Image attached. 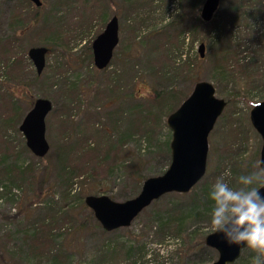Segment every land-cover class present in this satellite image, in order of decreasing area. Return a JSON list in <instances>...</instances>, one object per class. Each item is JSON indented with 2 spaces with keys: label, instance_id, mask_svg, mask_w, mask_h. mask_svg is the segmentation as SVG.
<instances>
[{
  "label": "rangeland",
  "instance_id": "1",
  "mask_svg": "<svg viewBox=\"0 0 264 264\" xmlns=\"http://www.w3.org/2000/svg\"><path fill=\"white\" fill-rule=\"evenodd\" d=\"M39 1L42 4L39 12L42 16L51 14L54 17H62V30L66 32L73 30V33L63 36L62 41H67L65 48L69 47L70 50L64 51L65 54L64 58H61L62 61L59 57L62 56L60 53L63 51L56 49L53 52H49L45 58V68L38 75L40 78L36 80V83L31 85L28 91L14 89L15 94L20 98L17 100L18 109L21 110L23 115L16 126L17 133L7 129L5 136L3 134V140L0 136V157H3L6 162L4 164L0 162V170L5 169L9 163L11 166H21L24 171L27 167L33 169L34 175H25L23 180L19 178L18 180L3 181L0 185V264H53V256L48 255L47 251L44 252V255L48 256L40 257V254L44 250H47L46 245H40L39 250L36 252L33 250V245L36 246V243L30 237L33 233L32 226L34 227L39 223L46 214L44 203L51 198L57 201L63 191L67 190L66 185L70 184L73 186L69 195L72 200V208L76 213L80 214L79 218L86 219L89 217L87 214L90 210L84 205L83 200L86 196H94L88 193L97 182L92 180L94 177L86 175V172L81 178H73L71 181L68 179L69 176H67L65 179L63 177L64 173L61 170L62 163L60 164L59 162L61 159L68 162L65 164L67 165L65 169L74 174L76 172L78 174L82 169L86 171L84 164L88 167V170L93 169V162L87 164L89 160L96 159V163L102 164L104 153L99 152L96 147L103 139V135L101 137H92V134L90 135L93 129L90 128L91 124L83 125L86 124L88 115L92 118L91 122L95 120L98 123V130L103 131L101 134L104 132L106 134L109 133L106 137H112L117 127H124V137L127 133L131 137L128 141L126 140L127 137L125 138L124 143L127 142L124 147L122 145H112L113 149L111 151L108 148V153L104 157L105 162L103 166L100 168L97 166L92 170V174L94 173L100 178L101 187H105V191L100 194L96 193L97 195L108 196L114 202H124L127 201L126 199H131L137 187L127 172L126 167L129 163H138L139 165L135 169L136 173L148 178L152 177L150 175L159 174L166 170L165 167L161 168L157 155L159 154L158 145L163 143L167 138H171L170 131L165 124L168 116L164 117L162 121H159L157 129L152 132V137L147 140L141 137L140 134H135L136 130L134 126H137V124H133L134 118L130 113L132 106L143 108L144 110L147 108H155L153 101L156 99L157 91L162 89L164 85H156L148 73L144 77L141 75L134 80L135 71H131V66L134 68L136 63L143 61L140 57L144 50L138 46L140 41L148 38L145 28H150L148 32L154 29L157 30L175 21L178 16H183L185 25L188 24L189 27V24H191L190 29L193 30L196 17L201 21L199 10L204 0L201 1L196 11H191L190 7L183 0H141L138 3L139 7L133 10L139 16L140 20L135 23V27L139 28L137 32L141 29L137 34V42L135 41L134 44L129 41L131 39V24L129 23L127 25V21L122 16L125 9V6L122 5V0H85L84 5H87L86 8L82 7L79 0H74V3L68 0ZM219 1L220 4L216 11L217 13L209 23L203 22L206 24L207 30L217 14H219V17H224V15L228 17L239 6V0ZM8 2V0H0L1 39L15 36L13 31L14 23L12 24V19L8 13ZM93 2H97L96 6H93ZM98 5L104 7L105 14L108 17L102 25H100L99 20L96 21V18H99L101 12ZM241 7L243 8L241 12L239 11L240 14L248 12L242 4ZM79 15L88 19V24H86V21L83 23L81 20H76L75 18ZM111 16H115L118 19L119 42L114 48L110 64L107 68L98 71L92 62L90 46L93 39L102 32ZM92 19L95 21H91ZM87 26L91 27L87 29ZM78 27L80 30L74 31ZM228 29L229 27L227 26L225 30L228 31ZM18 34L20 35V33ZM199 36L200 31L198 30L195 32V40ZM19 40H21V48L24 49L26 54L29 48H47L43 43H52L48 41H54V37L49 35L48 31L45 33L40 32L34 27L26 31ZM199 44L200 42H194L192 46H186L190 60L194 62V56H196L200 61H196L194 66H190V68L196 74L198 82L206 81L210 83L213 89H215V97L224 100L226 103L222 114L215 121L216 123L207 138L206 170L201 180L207 177L208 174H216L218 169H220L222 172L220 176L226 171H230V178L234 180L233 184H235L236 178L251 170L255 162L259 160V150L261 147L260 137L252 129L250 121H248V116L254 104L256 105L262 101L260 98L262 93L260 90L248 91L246 93L242 92L239 97H233L235 92L238 91L235 85L229 83L225 85L216 80V78H213L214 66L217 65L222 49L221 45L219 43H211V46H207L205 42L202 43L204 53L203 58H200L198 56ZM133 45L137 50L133 49ZM248 51L250 52V50ZM136 54L140 56L138 60L135 59ZM65 63H68L67 73L58 75L57 81L56 74L58 71L55 72L56 67ZM31 67L33 69L32 64ZM113 70L119 75V96L113 94L115 93V91L113 92L115 85L108 83V78H113ZM134 70L139 71L140 67L137 66ZM194 84L195 82H192L191 79L173 84L172 90H174L176 97L178 99L180 98L178 102L181 100L180 102L182 103L190 95ZM69 87H73V91L68 96L65 88L69 89ZM98 88L101 89L97 91ZM109 90L111 92L107 94L106 91ZM127 94L129 96L122 99ZM37 98L49 100L52 107L45 118V140L48 142L49 150L46 156L39 159L35 158L27 149L26 152L23 151L22 144L25 145V142L21 133L18 131V126L22 121L21 119ZM31 99L33 102L27 107L25 102ZM119 105L123 109L126 108L129 114H126L127 116L125 118L128 119L123 124L116 125L115 131L113 130L111 133L110 122L115 124L114 120H117L115 113ZM127 107H130V109H127ZM77 109H80L82 112L78 116L75 114ZM70 112L71 118H73V129L68 132L67 126L62 125V123L64 120L63 115ZM84 113H86L85 116ZM108 118L110 119L109 123L107 122ZM83 129H85L83 131L84 133L89 132L91 139L88 144L90 147L94 148V145H96L94 154L87 152L83 155L81 153L76 155L77 150L72 149L73 146L69 154L68 152L62 153L63 151H67L68 143L70 145L71 141L75 142V139L78 140L77 143L79 145L85 143L79 142L77 137L74 139V134L72 133L74 130L77 132ZM18 133L21 135L23 142H21ZM63 135H68L69 138L62 139ZM3 151L6 154L2 155ZM61 154L64 158H60ZM144 156L147 164L142 167L140 166V159L143 162ZM124 161L127 164L120 163ZM113 164H116V166ZM41 168L46 169V178L39 185L40 177L38 176V172ZM1 181L2 179L0 177ZM36 195H39L41 198L37 199ZM153 211V209L148 210L141 218L133 220L128 228H120L119 230L106 234H102L98 228L92 227L91 218L86 219L91 227L86 226L81 232L77 230L68 232L67 224L63 223L64 227L55 230L51 239H56L55 245L62 246L65 252L61 249L58 252L54 250L52 255L56 253L57 264H88L90 260L96 264H124L127 248L133 244L132 247L134 249L131 251L130 256H132L131 258L135 261V264H178L175 260H172L171 253L166 254V242L159 245L156 244L157 242L154 243L157 237L152 234L153 228L151 230L149 224L150 219L153 218V213H151ZM206 224L207 222L204 220V225ZM203 232L206 234L207 232H211L209 226H205ZM109 245H113L112 247L114 248L111 254L110 252H102L101 255L98 252L101 246L104 248ZM181 247L182 245H176L175 249L179 251ZM142 249L146 254L140 259L137 255L138 251ZM175 249L171 250L172 253ZM212 254L213 256L208 254L206 257L210 262H213L217 258V254ZM179 264L185 263L181 261Z\"/></svg>",
  "mask_w": 264,
  "mask_h": 264
},
{
  "label": "trees",
  "instance_id": "2",
  "mask_svg": "<svg viewBox=\"0 0 264 264\" xmlns=\"http://www.w3.org/2000/svg\"><path fill=\"white\" fill-rule=\"evenodd\" d=\"M8 1V13L9 17L12 19V24L14 23L13 31L15 33V36L10 38H0V136L2 137V140L4 138L3 134L5 136V134L7 133V129H10L14 131V133H17L16 126L23 115L21 113V110L18 109L17 100H19L20 98L15 94L14 89L28 91L31 85L36 83V80L40 78V76L36 75V73L32 69L28 58L26 57L24 49L21 48L22 43H20L21 40L19 39L23 37V34L26 33V31H29L34 27L37 28V30L40 32L45 33L48 31V34L54 37V41L49 40L48 42L52 43H42L43 45L47 46V53L53 52L56 49L63 51L60 53V55L62 56L59 57L61 60V58H64V51L70 50L69 47L65 48L67 46V41H62L63 36L71 35L73 33V30H68L67 32L65 30H62V17H54L51 14L42 16L39 13L42 4L37 8L28 0ZM68 1H70L71 3L75 2L74 0ZM140 1L141 0H122V5L125 6L122 16L127 21V25L129 23L131 24V39L129 41L132 42V44H134L136 39H138L137 34L141 31L140 29L139 32H137L139 28L135 27V23L136 21L140 20L139 16L133 12L135 8L139 7L138 3ZM183 1L184 3H187L191 11H196L200 6L202 0ZM79 2L81 3L83 8L87 7V5H84L85 0H79ZM96 3L97 2H93V6H96ZM238 3V8L228 17H226V15H224V17H219V14H217L214 18V21L211 22V25L208 26V30L206 24L201 22L197 17L195 20V27L193 28V30L190 29L191 24H189V27L188 24L185 25L183 16H178L175 21L168 23L165 27H161L157 30L154 29L148 32L150 28H145L148 34V38L146 40L144 39L143 41H140V44L138 46L144 51L141 57L139 56V54H136L135 57L136 60H138V58L140 57L141 59H143V61L141 63H136L134 65V68L131 66V71H135L133 79L135 80L138 78V76L141 75H143L144 77L146 73H148L149 77L156 83V85L163 84L164 86L162 89H159V91H157L156 99H154L153 101L155 108H147L146 110H144L143 108L132 106L130 113L134 118L133 124H137V126H134L136 135L140 134L141 137L148 140L152 137V132L157 129V124H159V121H162L164 117L169 116L171 112L175 111L180 106L181 100L178 102L180 98L178 99V97H176V95L174 94V90H172V86L174 83L190 79L192 80V82H198V79H196V74H194L190 68V66H194V63L196 61H199L198 57L194 56V62L191 61L186 50V46H192L194 42H200V44L205 42L207 46H211V43H219L221 45L222 49L219 54L217 65L214 66L215 68L213 78H216V80H218L222 84L224 83L225 85H227V83L235 85V87L238 88V91L235 92L233 97L241 96L242 92L246 93L248 91L260 90V92L262 93L260 98L262 101H264V0H239ZM241 4L247 9L248 12L240 14L241 9L243 8L241 7ZM99 7L101 9V12L99 18H96V21L99 20L100 25H102L106 22L108 17L105 14L104 7ZM80 17L81 16L79 15L75 19H78L79 21L81 20L83 21V23L86 21V24H88V19ZM93 20L94 19H92L91 21ZM227 26L229 27L228 31L225 30ZM90 27L91 26H87V29ZM77 30H80L79 27L74 31ZM198 30L200 31V36L195 40V32H197ZM18 33H20L21 36ZM133 49L137 50L135 46L133 47ZM248 50H250V52ZM67 65L68 63H65L61 66L56 67L55 72L58 71L56 74L57 81L58 75L67 73ZM137 66L140 67L139 71L134 70L137 68ZM117 74L118 73L113 70V78H108V83L115 85V87H113V92L115 91V93L113 94L119 96V75ZM65 89L68 92V96L73 91V87ZM99 89L101 88H98L97 91H99ZM110 92L111 90L106 91L107 94H110ZM128 96V94L124 95L122 99L127 98ZM32 102V99L25 102L26 106L28 107ZM127 109H130V107H127ZM81 113L82 112L80 111V109H77V112L75 114L78 116ZM115 114L117 116V120H114L115 124L110 122L109 118L107 121L108 123L110 122L111 133L113 132V130L115 131L116 125L121 123L123 124V122L128 119L125 118V116H127L129 113L127 112L126 108L123 109V107L119 105V107L116 109ZM85 115L86 113H84V116ZM63 116L64 120L62 125H66L69 132L71 129H73V118H71V112ZM91 119V116L88 115L86 124H83H91L90 128L93 129L90 132V135L92 134V137H101L103 135L102 140L94 138L97 140H101L96 149L99 152L104 153V156L102 157V164L96 163V159L89 160V162L87 163L89 164L90 162H93L92 168L94 169L97 166L98 168L103 166L105 162L104 157L108 153V148L109 151H111L113 149L112 145H122V147H124L126 142L131 137L129 133H127V135L124 137V127H117L115 134L112 137L108 138V136L106 137V135H108L109 133L106 134L104 132L101 134V132L103 131L98 130V123L95 120H92L91 122ZM84 130L85 129H83L82 131L78 130L77 132L74 130V132L72 133L74 134V139L75 137H77L79 139V142L85 143L79 145L77 143L78 140L75 139V142L71 141L70 145L68 143L67 151H63L62 153L68 152L69 154L73 146L72 149H74L75 151L77 150L76 155L78 153H81V155H83L87 152H92V154H94L96 145H94V148L90 147V145L88 144L91 139L89 137V132L84 133ZM19 136L21 142H23L20 134ZM63 138L66 139L69 137L68 135H63L62 139ZM125 138L127 141L124 143ZM169 142L170 138H167L163 143L158 145L159 154L157 155V158L160 161L159 164H161V168L165 167L167 169L170 163ZM22 149L26 152L24 144H22ZM4 154H6L5 151H3L2 155ZM61 157H63L62 154L60 158ZM143 158V162L140 159V166L142 167L147 164L145 156ZM0 162H2L3 164L6 163L3 157H0ZM59 162L60 164L62 163L61 170L62 173H64L63 177L65 179L67 176H69L68 179L71 181L73 180V178H81L83 177V174L85 172L86 175H89V177H94V179L92 180H95V182L97 183H95L92 190H90L88 194L96 196V193L100 194L105 191V187H101L100 178L96 174H92L93 169L88 170V167L84 164L86 171H84L85 169H82L78 174L77 172L74 174L68 172V170L65 169L67 167V165L65 164L68 162H65L64 159L59 160ZM120 163L127 164L126 161ZM113 165L116 166V164ZM138 165V163H129L126 167L131 180L135 182L134 184L137 187L135 193L133 194V197L138 195L141 184L145 181V179H148V177L136 173L135 169H137ZM164 171L159 174L156 173L150 176H160ZM33 173V169L27 167L24 171L22 170L21 166H11L8 163L5 169L0 170V177L2 179L0 185L3 181L7 180L12 181L18 180L19 178L23 180V177L25 175L33 176ZM45 173V168H41L38 172V176L40 177L38 182L39 185L46 178ZM220 173L222 172L220 169H218L216 174H208L207 177L194 185L189 193H186L184 195H179L176 193L163 195L158 200L153 201L148 208L140 212L141 214L136 218V220L141 218V216L148 210H154L153 212H151L153 213V218L150 219L151 221L149 222L150 229L152 230L153 228L152 234L157 237V240L154 243L157 242L156 244L159 245L166 242V254L171 253L172 260H175L178 264L181 261H183L185 264L211 263L206 257L208 254L213 256L212 253L215 252L209 247L207 248L205 246L204 239L208 234L212 232H207L206 234L203 232V230L205 229V226H209L212 206V202L209 199L208 194L211 186L215 183L216 179L220 177ZM229 179L232 183H234V180L232 178ZM80 183L82 184V182ZM66 186L67 190L63 191L57 201H54L53 198H51L49 201L44 203L46 214L44 217H42V220L39 223H37L34 227L32 226L33 233L30 237V239L36 243V246L33 245L34 251L37 252L40 248V245H46L47 250H44L40 254V257L48 255H50L51 257L53 256V264H57V255H55L56 253L52 255V252H54V250L58 252L59 249L65 252L62 246L55 245L56 239H51V236L55 230H59L64 227L63 223L67 224L66 227L69 229L68 232L75 230L81 232L83 228H86V226H90L86 219L91 218L92 227L96 229L98 228L102 234H106V232L101 229L98 223L94 221L90 211H88L87 214V216H89L88 218H79L80 214L76 213V211L72 208V200L69 195V193L71 192L70 190L73 186L70 184ZM36 198L40 199L41 197L39 195H36ZM204 220L205 222H207L206 225H204ZM38 239L41 241L39 242ZM176 245H182L181 250L178 251L177 249H175ZM112 246L113 245H109L105 246L104 248L101 246V249H99L98 252L101 255L102 252H110L111 254L114 249ZM132 246L133 244H131L127 248L126 261L124 262V264H135V261H133V259L131 258L132 256H130L131 251L134 249V247ZM173 249H175V251H173L172 253L171 250ZM45 251H47L48 255H44ZM144 254L146 253L143 249L139 250L137 257L142 259L144 257ZM254 255L255 253H253L246 247L241 251L240 257L233 264H252V257ZM88 264L96 263L90 260Z\"/></svg>",
  "mask_w": 264,
  "mask_h": 264
},
{
  "label": "water",
  "instance_id": "3",
  "mask_svg": "<svg viewBox=\"0 0 264 264\" xmlns=\"http://www.w3.org/2000/svg\"><path fill=\"white\" fill-rule=\"evenodd\" d=\"M28 1L37 8L41 5L39 0ZM219 4V0H204L199 10L201 21L209 23L217 13ZM118 31V19L111 16L102 32L93 39L90 51L96 70L101 71L110 64L114 48L119 42ZM47 52L46 47L29 48L26 52L36 75H40L45 68ZM203 53L204 46L199 44L198 56L203 58ZM214 92L213 86L206 81L195 83L190 95L166 118L165 124L171 135L170 163L160 176L145 179L138 195L124 202H114L104 195L84 198V205L91 211L103 231L108 233L130 227V223L153 201L166 194L189 193L202 179L206 170L207 138L226 104L224 100L217 99ZM51 109L49 100L37 98L18 126L26 149L37 159L48 154L45 118ZM248 121L260 137L259 159L264 160V101L258 102L250 109ZM259 191L264 195V188ZM204 244L217 254V258L209 264H233L246 248L230 246L222 235L213 232L205 237Z\"/></svg>",
  "mask_w": 264,
  "mask_h": 264
},
{
  "label": "clouds",
  "instance_id": "4",
  "mask_svg": "<svg viewBox=\"0 0 264 264\" xmlns=\"http://www.w3.org/2000/svg\"><path fill=\"white\" fill-rule=\"evenodd\" d=\"M226 171L209 191L212 202L209 228L222 235L228 245L244 246L255 255L252 264H264V160L236 178Z\"/></svg>",
  "mask_w": 264,
  "mask_h": 264
}]
</instances>
